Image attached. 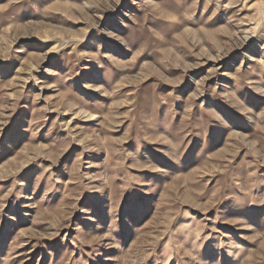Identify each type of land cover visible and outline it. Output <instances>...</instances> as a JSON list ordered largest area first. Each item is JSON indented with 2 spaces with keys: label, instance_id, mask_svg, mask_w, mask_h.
I'll return each mask as SVG.
<instances>
[{
  "label": "rangeland",
  "instance_id": "rangeland-1",
  "mask_svg": "<svg viewBox=\"0 0 264 264\" xmlns=\"http://www.w3.org/2000/svg\"><path fill=\"white\" fill-rule=\"evenodd\" d=\"M0 264H264V0H0Z\"/></svg>",
  "mask_w": 264,
  "mask_h": 264
}]
</instances>
